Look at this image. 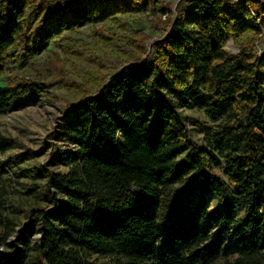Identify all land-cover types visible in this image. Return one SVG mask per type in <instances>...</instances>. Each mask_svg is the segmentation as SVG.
<instances>
[{
	"label": "trees",
	"instance_id": "trees-1",
	"mask_svg": "<svg viewBox=\"0 0 264 264\" xmlns=\"http://www.w3.org/2000/svg\"><path fill=\"white\" fill-rule=\"evenodd\" d=\"M147 12L162 35L150 49L127 37L133 61L67 104L50 137L69 147L49 143L24 173L46 151L2 159L22 144L0 133V264H264V52L224 44L264 40V0H0V74L14 48L31 60L66 32ZM50 86L0 83V113ZM184 109L212 123L201 142ZM15 170L36 201L20 232Z\"/></svg>",
	"mask_w": 264,
	"mask_h": 264
},
{
	"label": "rangeland",
	"instance_id": "rangeland-1",
	"mask_svg": "<svg viewBox=\"0 0 264 264\" xmlns=\"http://www.w3.org/2000/svg\"><path fill=\"white\" fill-rule=\"evenodd\" d=\"M173 1L175 6L181 0ZM165 20V17L162 19ZM151 12L122 17L118 22L98 23L83 27L75 32H66L53 39L40 49L37 56L31 60L21 56V49L14 48L11 53L16 57L7 59L0 74L2 85L16 84L21 81L45 82L49 85L51 97H41L35 102L25 104L19 110L0 113V133L7 137L17 138L22 144L18 148L1 156L8 159L27 150L46 151L40 156L22 164V172H31L38 165L50 161L51 149L49 143H58L69 147L68 143L55 142L50 135L63 124L65 109L69 102L83 98L87 92L95 93L100 87V78L109 77L124 65H129L136 56L135 48L130 45L127 37L150 36L149 49L162 34L157 24H162ZM225 48L232 54H237L244 46L254 45V54L264 52V40L259 37L254 43L247 38L237 41L233 37L225 39ZM99 78V79H97ZM110 78V77H109ZM185 114L197 119L200 124L191 126L194 139L201 142L205 126L212 125L204 112L198 109H184ZM55 170H66L64 166L51 167ZM218 171V170H217ZM223 175L221 171H218ZM19 170L9 171L8 181H11L12 199L21 208L20 225L17 232L27 223L30 210L36 201L26 195L28 186L32 183L30 174L19 176ZM227 180V178H225ZM228 181V180H227ZM211 209L218 205L217 199L210 198ZM41 236L34 237V243H39ZM15 242V236L10 238Z\"/></svg>",
	"mask_w": 264,
	"mask_h": 264
}]
</instances>
